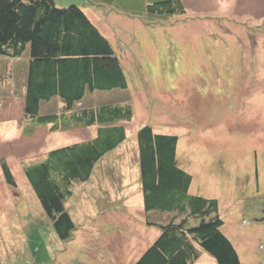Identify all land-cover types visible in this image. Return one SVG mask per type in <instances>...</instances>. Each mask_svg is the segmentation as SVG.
<instances>
[{
    "label": "rangeland",
    "instance_id": "rangeland-1",
    "mask_svg": "<svg viewBox=\"0 0 264 264\" xmlns=\"http://www.w3.org/2000/svg\"><path fill=\"white\" fill-rule=\"evenodd\" d=\"M107 1L55 0L113 9L109 16L93 14L128 79L118 94L134 108L123 125L126 139L86 182L73 183L67 207L75 230L61 241L22 168L74 138H57L61 133L48 126L26 137L21 102L0 104V162L16 184L8 187L0 171V264L136 261L158 236L145 222L167 219L145 217L142 209L136 132L146 125L178 138L190 193L217 200L222 231L241 264H264V0H181L184 14L172 16L147 10L162 0ZM87 132L80 140L95 129ZM204 256L195 264H215Z\"/></svg>",
    "mask_w": 264,
    "mask_h": 264
},
{
    "label": "trees",
    "instance_id": "trees-1",
    "mask_svg": "<svg viewBox=\"0 0 264 264\" xmlns=\"http://www.w3.org/2000/svg\"><path fill=\"white\" fill-rule=\"evenodd\" d=\"M146 7L153 15L184 14L181 0ZM92 9L104 17L113 11ZM16 61L20 63L12 70ZM124 69L112 43L79 5L0 0V102L23 101L26 137L34 128L48 126L51 133L74 138L22 168L61 241L70 240L75 230L67 207L73 183L90 178L96 163L125 141L123 125L133 120L132 101L118 95L129 87ZM91 128L94 136L79 140ZM136 144L145 217L167 219L145 222L159 234L132 264H195L204 255L215 264H241L222 231L217 200L190 193L192 177L179 165L178 138L146 125L137 130ZM0 171L5 184L16 188L4 160Z\"/></svg>",
    "mask_w": 264,
    "mask_h": 264
},
{
    "label": "crops",
    "instance_id": "crops-1",
    "mask_svg": "<svg viewBox=\"0 0 264 264\" xmlns=\"http://www.w3.org/2000/svg\"><path fill=\"white\" fill-rule=\"evenodd\" d=\"M82 10L85 12V14L89 17V19L94 23V24H96L97 25V27L99 26V28H100V31L102 32V34L104 35V36H106L107 37V34L106 33H104V31H103V28L101 27V25H99V22H98V20L96 19V21H95V19H94V15L95 14H93V12L95 11V10H93L92 8H90V7H84V8H82ZM90 11V12H89ZM103 26V25H102ZM104 27V26H103ZM108 38V37H107ZM111 42V41H110ZM20 63V62H19ZM19 63H18V61H16L15 62V64L14 65H11L10 67L12 68V70L14 69L15 70V68L19 65ZM22 67H21V69L20 70H23V68H24V64H20ZM21 72V76L23 75V73H22V71H20ZM15 76H16V74L14 73L13 74V76H12V82H14V78H15ZM2 99V98H1ZM5 98H3V100H2V103L1 104H3V101H5L4 100ZM11 99L12 100H14L15 98H10L9 100H7L6 101V103H10L11 104ZM22 99V98H21ZM19 101H20V99H19ZM21 102V101H20ZM23 102V101H22ZM22 102H21V104H22ZM89 130V129H88ZM94 134H95V132H94ZM61 135H63V137H68V134H58V136H57V138H59V137H61ZM80 139H82V137H80L79 138V140ZM53 141H56L55 139L53 140ZM65 143H67L68 144V142H65ZM62 144H64V143H62ZM138 165V164H137ZM158 234H159V232H158ZM155 239V238H154Z\"/></svg>",
    "mask_w": 264,
    "mask_h": 264
}]
</instances>
